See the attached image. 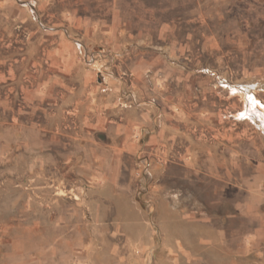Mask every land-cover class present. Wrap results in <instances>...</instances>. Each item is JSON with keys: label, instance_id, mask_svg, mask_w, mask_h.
<instances>
[{"label": "rangeland", "instance_id": "rangeland-1", "mask_svg": "<svg viewBox=\"0 0 264 264\" xmlns=\"http://www.w3.org/2000/svg\"><path fill=\"white\" fill-rule=\"evenodd\" d=\"M65 1L88 3L78 13L92 18L128 16L161 51L189 33L195 52L162 62L200 69L225 92L221 102L211 93L216 103L191 127L192 166L169 135L125 156L116 185H96L108 156L97 161L80 139H62L57 108L27 105L23 88L48 66L44 43L28 44L50 27L62 32ZM242 92L264 115V0H0V225L22 228L10 262L32 264V251L44 250L40 264H264V126L240 112ZM95 140L105 148L106 137ZM33 225L40 230L27 232Z\"/></svg>", "mask_w": 264, "mask_h": 264}, {"label": "crops", "instance_id": "crops-1", "mask_svg": "<svg viewBox=\"0 0 264 264\" xmlns=\"http://www.w3.org/2000/svg\"><path fill=\"white\" fill-rule=\"evenodd\" d=\"M88 5L62 2V32L52 34L54 29L50 27L49 33L28 44L31 51L36 43H44L48 66L36 78L35 86L23 88L27 105L42 107L46 115L58 110L62 116V139H80L97 161L102 154L108 156L106 175H93L96 185L100 181H105L106 186L116 185L118 172L126 168L125 156L134 157L147 144L167 141L169 135L181 149L185 165L192 166L193 158L200 152L194 148L191 127L202 117L201 110L216 103L211 93H217L221 102L225 92L211 85V76L200 69L195 72L182 65L172 68L162 62L170 53L190 57L195 52L189 33L182 31L178 39L173 36L177 40L161 51L154 39H149L145 27L131 29L128 16L112 13L92 18L78 13L80 7L87 9ZM117 7L107 3L103 9L125 10ZM207 82L210 85H205ZM157 114L158 123L154 121ZM69 118L76 122L74 131L65 126ZM37 134L42 140L50 138ZM103 137L107 139L105 148L95 140ZM202 149L204 156L211 155L210 150ZM37 230L40 228L35 225L26 229L33 234ZM20 231L19 225H0V264H12L10 261L16 259L19 251L12 247L18 245ZM27 241H34V237ZM32 252H36L32 264H40L47 256L44 250ZM32 252L26 253L30 256Z\"/></svg>", "mask_w": 264, "mask_h": 264}, {"label": "bare ground", "instance_id": "bare-ground-1", "mask_svg": "<svg viewBox=\"0 0 264 264\" xmlns=\"http://www.w3.org/2000/svg\"><path fill=\"white\" fill-rule=\"evenodd\" d=\"M232 89H234V87H231ZM242 94H243V96H244V98H245V100H246V104H247V106H246V109L245 110H242V111H240V112H242V114L244 113V114H250V117H251V115H252V117L255 115L256 117L255 118H257L258 119V121H259V124L261 125V126H264V115H262V112L260 111V109L261 108H258V106H257V101H256V99L254 98V97H250L249 96V94H246L245 92H242ZM242 94H241V96H242ZM244 100V101H245ZM245 103V102H244ZM250 106V112L249 111H247V107H249ZM260 106V105H259ZM255 107L256 108H258V110H259V114H257L256 112V110H255ZM262 110V109H261ZM251 117V118H252Z\"/></svg>", "mask_w": 264, "mask_h": 264}, {"label": "built area", "instance_id": "built-area-1", "mask_svg": "<svg viewBox=\"0 0 264 264\" xmlns=\"http://www.w3.org/2000/svg\"><path fill=\"white\" fill-rule=\"evenodd\" d=\"M221 83H222V86H223V87L226 86V87L229 88L230 93H237V92H239L240 89H242L240 86H239V87L234 86V89H232V88L230 87V85L226 84V82H221ZM249 96H250V97H255L253 92H249ZM152 101L155 102V99H152ZM159 117H160V116L157 114V115L155 116V121H157V120L159 119ZM237 118H238V117H237ZM243 119H248V118H246V117L244 118V117H243Z\"/></svg>", "mask_w": 264, "mask_h": 264}]
</instances>
